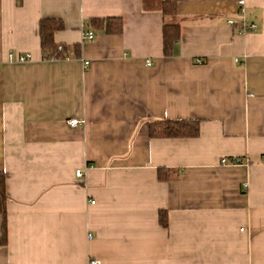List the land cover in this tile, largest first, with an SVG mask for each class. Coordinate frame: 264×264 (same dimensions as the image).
Returning a JSON list of instances; mask_svg holds the SVG:
<instances>
[{"label": "crops", "instance_id": "1", "mask_svg": "<svg viewBox=\"0 0 264 264\" xmlns=\"http://www.w3.org/2000/svg\"><path fill=\"white\" fill-rule=\"evenodd\" d=\"M179 120L198 136H151ZM0 172V264H264V0H0Z\"/></svg>", "mask_w": 264, "mask_h": 264}, {"label": "trees", "instance_id": "2", "mask_svg": "<svg viewBox=\"0 0 264 264\" xmlns=\"http://www.w3.org/2000/svg\"><path fill=\"white\" fill-rule=\"evenodd\" d=\"M180 0H143L145 10H160L166 16H175L178 11ZM92 25H99L108 33H117L122 31V20L118 18L92 19ZM64 28L62 21L56 19L43 20L40 27L41 48L44 56L56 59L65 57L67 50H58V44L55 42V34ZM164 34V55L172 56L175 44L181 38V27L178 24H166L163 28ZM200 132L199 120H179V121H157L150 125L151 136L165 137H195ZM165 173V174H164ZM160 178H167V173L163 170L159 172ZM7 178L6 174L0 172V215L6 218L7 214ZM160 221L167 224V215L165 212L160 213ZM7 236V225H3V242Z\"/></svg>", "mask_w": 264, "mask_h": 264}, {"label": "built area", "instance_id": "3", "mask_svg": "<svg viewBox=\"0 0 264 264\" xmlns=\"http://www.w3.org/2000/svg\"><path fill=\"white\" fill-rule=\"evenodd\" d=\"M240 3L243 4L244 1H241ZM230 23H233V21H230ZM249 27H250V29H256L255 24H252ZM95 38H96V34L92 31L85 32V34H84V39H86V40L93 41V40H95ZM63 49H64V47L62 45L58 46V50H63ZM8 57H9L10 61L26 62V61L32 60L31 54H18V55H16L15 53H9ZM45 58L53 59V60L56 59L55 57L49 58L48 56H45ZM147 64L150 66L151 62H147ZM88 65H89V63L85 62V66L87 67ZM84 124H85V120H79L77 118H72V119L68 120V125L70 127L75 128V127H79V126L84 125ZM222 162L223 163L227 162V159H222ZM76 176L79 178L83 177L84 176L83 171L81 169H78L76 171ZM92 203H94V201H92ZM90 264H100V261L94 259V260L90 261Z\"/></svg>", "mask_w": 264, "mask_h": 264}]
</instances>
